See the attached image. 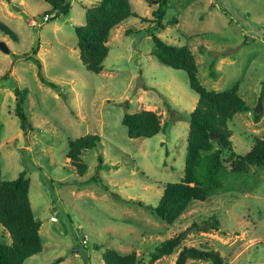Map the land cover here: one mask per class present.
<instances>
[{"label": "rangeland", "instance_id": "1", "mask_svg": "<svg viewBox=\"0 0 264 264\" xmlns=\"http://www.w3.org/2000/svg\"><path fill=\"white\" fill-rule=\"evenodd\" d=\"M129 1L138 17L111 29L103 68L94 73L79 58L74 26L84 24L86 8L98 0H67V15L44 0H0V20L18 37L14 41L0 32L9 48V53L0 50V181L24 171L34 217L41 221L42 249L22 264H104L106 249L134 252L137 264H149L154 248L181 231L179 246L152 264H174L184 246L217 251L222 264H264L263 168L228 173L222 189L192 202L173 224L151 212L164 184L183 175L187 116L198 95L184 70L152 55L146 28L154 25L158 1ZM162 22L165 27L154 33L192 51L206 89L222 91L238 83L250 110L236 113L228 126L233 150L245 154L255 137L264 139V99L259 101L264 0H169ZM16 87L28 90L24 112L34 128L26 132L14 111ZM142 109L169 125L151 137H128L121 119ZM260 112L255 122L254 113ZM86 134L100 140L82 152L87 170L79 175L66 152L69 140ZM212 217L231 236L213 232ZM0 241L11 242L1 224ZM186 264L214 263L189 259Z\"/></svg>", "mask_w": 264, "mask_h": 264}, {"label": "trees", "instance_id": "2", "mask_svg": "<svg viewBox=\"0 0 264 264\" xmlns=\"http://www.w3.org/2000/svg\"><path fill=\"white\" fill-rule=\"evenodd\" d=\"M51 10L67 15L70 4L67 0H44ZM152 2L153 0H146ZM158 6L152 11L154 25L146 28L153 42L152 55L162 64L186 72L190 88L198 95L195 107L187 116L189 124L187 133L186 154L182 177L175 182L164 184L162 194L150 210L162 221L173 224L194 201H206L213 192L224 187V178L228 173L241 174L248 167H260L264 171V139L255 137L245 154L233 150L232 130L228 122L238 112H247L249 105L238 93V83L222 91L206 89L197 78V64L192 51L186 45L167 43L154 31L163 29V18L169 7V0H157ZM138 17L132 11L129 0H98L86 8L85 22L74 26L77 38L79 58L84 67L91 72L99 73L103 68L109 48L108 36L112 28L128 17ZM145 19V18H143ZM150 21V20H149ZM0 32L17 41V34L0 20ZM38 46L33 48L36 54ZM35 62L39 64L38 59ZM210 75L213 76L210 65ZM41 81L52 88L56 84L41 76ZM16 97L15 114L20 128L26 132L34 126L24 112L27 98L26 88L14 89ZM264 99V80L259 94V101ZM262 113H254L257 122ZM130 138H147L162 131L169 125L161 123L159 115L142 109L133 113H125L121 119ZM97 134H86L68 141L66 159L75 168L77 174L83 175L87 165L81 158L84 150L92 149L99 142ZM102 162L101 156L98 157ZM107 188V187H105ZM29 180L25 172H20L12 180L0 181V224L8 232L11 242L0 241V264H22L23 261L39 253L42 249L39 229L41 221L34 217L28 198ZM143 206L141 201H136ZM211 229L215 233H223L225 238L232 233L221 229L219 222L212 217ZM197 227L196 224H192ZM188 229H191L188 228ZM206 230L207 227L201 228ZM185 236L181 231L175 236L162 241L150 253L149 264L165 255L171 254L179 246ZM210 260L214 264H222L223 258L217 251L184 246L178 252L174 264H186L187 260ZM104 264H137L134 252L120 254L113 249L102 253ZM61 261V260H59Z\"/></svg>", "mask_w": 264, "mask_h": 264}, {"label": "water", "instance_id": "3", "mask_svg": "<svg viewBox=\"0 0 264 264\" xmlns=\"http://www.w3.org/2000/svg\"><path fill=\"white\" fill-rule=\"evenodd\" d=\"M0 50H2L5 53H9V48L4 41H0ZM260 106L261 104L260 102H258L257 106L255 107V112H259Z\"/></svg>", "mask_w": 264, "mask_h": 264}, {"label": "built area", "instance_id": "4", "mask_svg": "<svg viewBox=\"0 0 264 264\" xmlns=\"http://www.w3.org/2000/svg\"><path fill=\"white\" fill-rule=\"evenodd\" d=\"M50 220L54 221V220H55V218H54V217H51V218H50ZM82 243H85V240H83V242H82Z\"/></svg>", "mask_w": 264, "mask_h": 264}]
</instances>
